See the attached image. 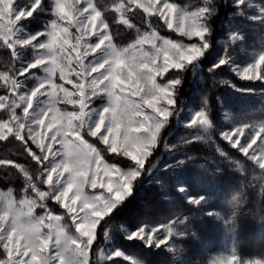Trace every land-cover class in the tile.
Returning <instances> with one entry per match:
<instances>
[{
	"label": "snow or ice",
	"instance_id": "obj_1",
	"mask_svg": "<svg viewBox=\"0 0 264 264\" xmlns=\"http://www.w3.org/2000/svg\"><path fill=\"white\" fill-rule=\"evenodd\" d=\"M41 3L42 0H36L31 11H35ZM80 3L81 0H54L56 19L50 23L47 30L20 39L17 35L18 22L30 16L31 11L22 10L14 14V0H0V40L12 49L13 58H18V47L34 46L44 50V55L39 59L27 67L18 69L19 74L23 75L30 69L43 68L48 76L46 83L33 89L30 95H19L18 99L24 105L23 118L16 114V109L21 106L20 102L13 100L11 103H5L9 98L0 96V108L6 109L9 113L7 120L0 121V140L12 136L25 144V150L32 159L43 166L41 176L46 177L44 182L50 189L54 186L59 188V191L53 194V200L68 210L76 225L75 231L79 234V237L68 234L60 224L63 218L53 215L43 203L49 194L40 191L23 166H19L24 172L28 187L39 201L25 197L19 201L20 206L17 207L11 192L7 196L0 193V248L5 255V258L0 259V264H57V262L58 264H90L89 251L96 238L97 225L131 194L133 181L139 175L138 171L125 174L115 166L104 164L100 152L84 140L82 132L92 98L101 92L106 94L107 106L100 111L94 126L89 129V134L98 138L110 152L122 154L143 168L156 145L160 129L172 115V110L175 108L176 86L181 84L179 78H173L167 84L160 85L156 83V76L170 69L182 72L187 65L199 59L209 47L205 40L209 30L202 23L210 11L207 7L184 12L168 0H163V3L161 0H121V3L114 5V10L120 13V23L128 27L133 26L124 18V13L135 5L149 15H159L165 20L169 29L173 28V20H175V30L190 41L194 38L199 40L200 46L197 44L185 46L152 33L127 47L118 48L113 44L107 31V22L101 18V10L92 0H86L83 8L76 7ZM5 21L7 23H4ZM60 21H64V25H61ZM67 25L75 27L80 35L73 37ZM85 35H95L97 42L89 43L84 39ZM41 36L46 37L43 43H33ZM73 39L75 43L70 44ZM156 41L162 43L158 44ZM145 42L150 44L153 52L137 48V45H143ZM81 47L84 49L83 52L79 51ZM68 48L76 52L75 57L68 52ZM101 50L106 52V58L102 62L94 65L84 63L89 55ZM73 61L76 62V68L72 67ZM225 63L227 61L222 59L216 67ZM57 71L59 78L66 82H71L69 80L71 75L77 77L74 92L70 93L63 85L54 82ZM92 73L98 75L88 81L87 77ZM241 77L247 80L264 79V54L259 55L254 64L245 67ZM0 79L5 82L11 80L14 92L20 88V80L10 77L8 73H0ZM61 92L64 94L62 97L59 95ZM133 95L139 96V102L131 98ZM38 96L48 97L47 107L34 121L28 122L33 99ZM57 103L79 104V112L61 113L56 108ZM204 103L207 104V101L205 100ZM146 109L151 111L148 112ZM49 113H52L51 117ZM193 125L212 126L205 110L194 115L188 126ZM39 128L52 132V135L47 137L46 134H41ZM246 129L249 131L250 126L239 125L231 131L222 132L221 139L239 149L244 156L264 170V126L256 128L251 140L245 145L241 141ZM70 136L73 139L69 140ZM57 137L60 139L57 140ZM46 138L49 140L47 144L44 143ZM27 140L36 144L43 155L37 154L28 147ZM258 140L261 141V145L254 149L253 146ZM54 143L60 145L55 151H53ZM217 151L227 158V154L222 149L218 147ZM235 164L240 166L239 162ZM113 172L116 173L114 177ZM101 173L108 177L106 182L99 179ZM86 186L92 189L99 187L105 190L107 195H86L84 192ZM78 202L81 204L79 211L75 207ZM36 208L45 209V215L35 216L33 213ZM80 212L84 215L77 221ZM73 213L75 215H72ZM174 224L175 221H171L159 225L150 232L141 228L133 232L128 239H146L149 247L153 243L156 247L167 245L171 231L161 238H158L157 234L163 233L166 225ZM43 228H48L46 234L42 231ZM53 242L57 249L55 256L49 255ZM29 255L31 259L25 260L24 257ZM120 255L119 251L115 253V256ZM217 264H241V261L237 256H229L219 260ZM246 264H264V261L258 260Z\"/></svg>",
	"mask_w": 264,
	"mask_h": 264
},
{
	"label": "trees",
	"instance_id": "obj_2",
	"mask_svg": "<svg viewBox=\"0 0 264 264\" xmlns=\"http://www.w3.org/2000/svg\"><path fill=\"white\" fill-rule=\"evenodd\" d=\"M27 1L17 0L16 3L21 5ZM92 1L101 10L112 40L118 47L126 46L135 38V29H154L162 36L178 39L157 16L147 18L137 9L126 14L135 29L127 28L119 22L112 9L121 0ZM168 1L186 10L210 9L205 16L209 30L205 39L209 47L204 55L182 72H167L161 80H181V84L176 86L174 109L204 108L211 120L212 138L208 142L193 139L196 129L182 126L175 119L162 128L156 147L133 181L131 194L100 222L90 251V264H132L116 259L102 262L97 253L107 245L129 254L138 264H202L224 239L232 244L240 261L264 256V170L226 143L220 135L225 127V113H229L235 123L264 126V82L239 78L232 69V63L235 60L233 51H240V42H228L226 48L222 44L229 33H242L243 46L252 47L264 34V19L251 22L239 16L241 7L233 0ZM255 2L264 10V0ZM48 17V13H38L35 18L25 19L22 25L27 31L36 32ZM11 52L0 40V73H8L14 78L18 65ZM220 56L227 63L216 67ZM197 69L201 72L199 77ZM7 93L8 87L0 79V96ZM87 139L107 162L121 168L135 165L125 156L108 153L98 140ZM27 146L40 154L31 141L27 140ZM218 147L227 154V158L219 154ZM2 161L8 163H0V191H11L17 200L34 195L19 166H23L40 191L46 190L44 176H41L43 166L32 159L22 141L12 136L0 140ZM237 162L239 167L235 164ZM187 197L196 198L197 202H190ZM45 206L52 213L59 215L63 212L55 203L48 202ZM43 211L45 209L42 208L37 213ZM182 218L186 219L185 235L174 239V250L165 245L149 247L141 240H130L119 232L145 223ZM63 223L67 225L68 232H75L69 227L70 223L64 219ZM111 235L113 239L109 242Z\"/></svg>",
	"mask_w": 264,
	"mask_h": 264
},
{
	"label": "rangeland",
	"instance_id": "obj_3",
	"mask_svg": "<svg viewBox=\"0 0 264 264\" xmlns=\"http://www.w3.org/2000/svg\"><path fill=\"white\" fill-rule=\"evenodd\" d=\"M16 1L17 0H14V2H15V4H14V14L18 13V12H20L22 10L31 11L33 4L36 2V0H29V1L19 5V4L16 3ZM233 1H234V4H236V5L241 7V9H239V11H238V15L239 16L241 15V16L245 17L248 21H251V22H254V21L261 22L264 19V10L257 5L255 0H233ZM85 2H86V0H81V3L79 5H76V7L83 8L85 6ZM161 3H163V0H161ZM159 6L160 5H157V7H159ZM178 7L181 9V11H184V12L196 11V10H198L200 8L199 7V8L194 9V10H186V9L180 7V6H178ZM244 8L245 9L247 8V10H243ZM112 9L117 14L118 20L120 22V13L114 10V6L112 7ZM135 9L141 11L147 18L153 17L152 15H149L148 13H145L142 8H136L135 5H132L131 6V10H135ZM127 12L128 11H125L124 18H126L128 20V18L126 16ZM38 13H48V16H49L48 18L44 19L45 22L43 23V25L40 28V30H38L36 32L27 31L22 25V22L25 19H22L20 22H18L19 23L18 28H17L18 38L25 39V38H28L30 36L36 35L37 33H41V32H44V31L47 30V28L50 25V23L53 22L54 19H56V17H54V0H42V3L39 5V7H37L35 9V11H31V15L28 16L26 19L35 18L36 14H38ZM85 15H87V13H85ZM155 16H157L164 23L165 27L167 29H169L168 26H167V23L165 22V20L163 18H161L159 15H155ZM82 18L83 17H81V19ZM101 18L104 19L103 16ZM4 23H7V22L5 21ZM64 23H65L64 21H60L61 25H64ZM129 23H131L133 25L132 22L129 21ZM202 23L205 25V27H207L206 23H205V18L202 21ZM124 25L127 28H129V29H135L134 25L132 27H128L126 24H124ZM67 26L69 27L70 33L73 35V37H75L76 35H80V33L77 32L75 27H72L71 25H67ZM169 30L172 31L174 34H176L178 36V39H171L169 37L162 36L161 34H159L154 29H149V30H145V31H138L137 29H135V31H136L135 32V38H133V40L130 43H128L126 46H123V47H118L117 46V47L118 48L127 47L129 44L135 43L138 39L144 37L145 35H151L152 33H155L156 36L161 37L162 39L172 40V41H175V42L180 43V44L185 45V46L188 45V44H197L198 46H200L199 40H196L194 38L193 40L190 41V40L187 39V37L180 35L175 30V20H173V28L169 29ZM107 31L109 32V29H107ZM109 34H110V32H109ZM110 37H111V34H110ZM84 39L87 40L89 43H92V44H95L97 42V37L95 35H85ZM111 39H112V37H111ZM45 40H46V37L45 36H41V37H39L38 41H34L33 43L40 44V43H43ZM235 41H239L240 42V47L238 48L240 51L237 52V53H236V50L233 51V53L235 52L233 54L235 56V58H234L235 60H234V63H232V69L234 70L235 74L239 78L243 79L241 77V73L243 72V69L245 67H248L249 65L254 64L256 59L258 58V56L261 55V54H264V34L260 35L259 36V41H257L255 44H253L252 47H250V48H245V46H243L244 43H245V40L243 38V34L242 33H229L227 38L223 41L222 44L224 45V48H226V45H227L228 42H231V43L234 42L235 43ZM112 42H113V40H112ZM156 42L158 44L162 43V41H156ZM74 43H75L74 39L70 41V44H74ZM81 43L83 44V41ZM105 43L107 44V41ZM113 44H114V42H113ZM137 48L138 49L142 48L146 52H153L154 51L151 48V46H150V44L148 42H145L143 45H137ZM226 50H224V52ZM79 51L83 52L84 51L83 47H81L79 49ZM205 51L203 52V55H204ZM68 52H71L72 56L75 57L76 52L72 51L71 48H68ZM237 54H239V56ZM43 55H44V50H40V49H38V48H36L34 46L18 47V51H17V57L18 58L15 59L17 61V65H18L17 66V75L14 78L20 80V88L16 89L15 92H14L13 89H12L11 80L5 82L4 80L1 79V81L8 87V93H7L6 96L9 99L5 103H11L13 100H16L17 102H20L19 99H18L19 95H30V93H31V91L33 89L38 88L42 83H46V81L48 79V76H47V73L45 72V70L43 68L30 69L28 72H26L23 75H20L19 72H18V69L27 67L29 64L33 63L36 59H39ZM105 58H106V52L104 50H101L100 52H97L94 55H89L85 59L84 63L86 65L87 64L94 65V64H96L98 62H102L103 59H105ZM199 59H197V60H199ZM217 60L221 61V56L219 58H217ZM196 61H194L193 63H195ZM160 64L162 65V56L160 58ZM76 66H77L76 62L73 61L72 67L76 68ZM173 70H175V69H170L169 71H173ZM101 71H103V70H101ZM166 73H163L161 75H157L156 76V83H158L160 85L167 84L169 80L168 81H162L161 80ZM200 74H201V72L197 69L196 70V75L199 77ZM97 75H98V73H92L90 76L87 77V80L90 81L93 77H95ZM69 80L71 82H66L65 80H61L59 78V71H57L56 76L54 78V82L56 84L63 85L64 88H66L71 93V92H74L76 90L74 85H75V83L77 81V77L75 75H71V76H69ZM245 80H247V79H245ZM259 80L264 82V79H259ZM85 84H87V81H85ZM59 95L62 97L64 94L61 92ZM141 95H143V93H141ZM131 98L133 100L137 101V102H139V99H140L139 96H136V95H133ZM20 103H21V106L16 109V114L18 116H20L21 118H23L24 105H23V102H20ZM47 104H48V97H46V96H38L37 98H34L33 99V106L29 110L28 122L34 121L39 116V114L47 107ZM106 106H107V96H106V94H104L102 92L98 93L96 97L92 98V100L90 102V105H89L88 114L86 116L85 127L83 129L82 135H83L84 140L86 142H88L89 144H91L95 148H96V146L87 139V137L88 138H92V139L94 138V137H92L89 134V129L94 126L95 122L98 119V115H99L100 111ZM56 108H58L61 113L79 112V104L73 105L71 103H57L56 104ZM202 110H204V108H202V107H197V108L196 107H190V108H182V109H176V110L173 109L172 110V115L165 122V125L171 119H175L176 123H178V124H180L182 126H185V127H189L188 125L190 124V122L193 119L194 115L197 112L202 111ZM146 111L150 112L151 110L150 109H146ZM0 112H1L0 113V121L7 120L8 116H9V113L7 112V110L0 108ZM51 115H52V113H49V117H51ZM47 122L48 121L46 119L45 123L47 124ZM239 125H249L250 126L249 131L246 129L245 136H244V138H242V141H241V143L245 144V145L251 140L253 131L256 128L261 127V125H256L254 123H235L232 120L231 115L229 113H225V127L223 128L222 132L231 131L233 128H235V127H237ZM189 128L196 129V135H195V137L193 139L202 140V141L208 142L212 138L211 137V132H210V127H201L200 125H193V126H191ZM38 130L40 131L41 134H46L47 137H50L52 135V132H48L46 129L39 128ZM54 130L55 129H53V131ZM161 130H162V128L160 129L159 134H160ZM159 134H158V136H159ZM25 135H26V132H25ZM59 139L60 138L57 137V140H59ZM68 139L71 140V139H73V137L70 136V137H68ZM94 139L98 140L101 143V141L98 138H94ZM29 141H31V140H29ZM44 143L45 144L49 143V140L46 138L44 140ZM32 144L36 147V144H34V143H32ZM101 144L104 147H106L108 153H112V152L109 151L108 147L105 144H103V143H101ZM156 145H157V142H156ZM156 145H155V147H156ZM260 145H261V141L258 140L257 144L254 145L253 148L255 149V148L259 147ZM59 148H60V145L58 143H54L53 144V151H55V150H57ZM37 149L40 151L39 148H37ZM251 151L252 150L250 149V152ZM40 154L43 155L42 153H40ZM114 154H118V153H114ZM120 155H122V154H120ZM122 156H124V155H122ZM101 157H102V161H103L104 164L115 166V168L120 169L121 172H123L125 174L130 172V171H138L140 173V171L142 169L138 165H136V163L134 161H132V160L131 161L135 164L132 168H121V167H119L117 165H114V164H111V163L107 162L103 158L102 155H101ZM49 159H51V154H49ZM45 163L47 164V161H45ZM112 174H113V177L116 175L115 172H113ZM53 176H54V179H55V175L54 174H53ZM65 176H67V174H65ZM45 179H46V177H44V180ZM99 179H101V180L106 182L108 177L103 176V173H101V177ZM44 184L46 186V190L44 192H47L49 195H48V198L45 201H43V203H45V205H47L48 202L49 203L50 202L55 203L58 207H60L62 209L63 212L58 215V214L52 213L49 210L48 211L51 212L53 215L61 216L67 223H70L71 226H69V227H71V229H73L75 231L76 225L73 223L71 215L69 214L68 210L66 208L62 207L61 204L56 203L53 200V194L57 193L59 191V188L54 186V187H52L50 189L48 184H46L45 182H44ZM9 192H11V191H5V192L0 191V193H3L5 196H7ZM84 192H85L86 195H89V196H91V195H107L106 191L103 190V189H100L99 187H97V189H92L90 186H86L84 188ZM11 194H12V198L17 202V207H19L20 206L19 205V201L22 200V199H25V197L17 200V199L14 198L12 192H11ZM27 198L35 199V200L39 201V198L36 197L35 193H34L33 196H27ZM187 198H188L189 201H191L193 203L197 202L196 198H193V197H187ZM75 207L77 208V211H79V208L81 207V204L78 202V204ZM40 209H42V208H40ZM40 209L36 208L34 210L33 214L35 216L45 215V211H43L40 214L37 213ZM211 214H213V212H211ZM72 215H75V213H73ZM83 215H84V213L80 212L79 216H77V221H79L80 217H82ZM218 218H220V217H217V219ZM63 219L60 221V224L67 231L68 227H67V225H65L63 223ZM171 221H175V224L173 226L172 225H166L164 232L163 233H158L157 236H158V238H161L165 234H167L168 231H171V238L169 239V243L167 245H165V246L167 248H169V249L174 250L175 249L174 239L175 238L184 237V235H185V233L183 232V229H184V227L186 225V219L185 218H182V219H171V220H166V221H162V222H159V223H145V224L137 226V227H135L133 229L125 228L124 230L119 231V232L123 233V235L126 238H128L133 232H136L137 230H139L141 228L145 229L146 232H150L154 228L158 227L159 225L171 223ZM46 222H50V221H46ZM99 224L97 225V228H98ZM5 227H7V224L5 225ZM97 228L95 230L96 234H97ZM42 231L46 234L48 232V228H43ZM68 234L73 236V237H79V234L76 233V231L74 233L68 232ZM108 238H109V242H111L112 239H113V236L111 235ZM95 240H96V238H95ZM138 240H140V239H138ZM141 241L143 243H145L146 245H148L146 239L145 240H141ZM106 242H107V240H106ZM153 244L155 245V243H153ZM231 245L232 244L228 243L227 239H224L222 244L220 246H217L215 248L214 252L211 255H209L207 260L204 263H202V264H217V262L219 260H221V259L227 258L229 256H236L234 248ZM0 251L2 253L1 256H0V259L5 258V255H4V252H3L2 248H0ZM56 251H57V249L55 248L54 242H53V248L52 249L50 248L49 255L55 256ZM90 251H91V249H90ZM90 251H89V261H90V258H91V252ZM117 251H119L121 253L120 256H115V253ZM97 256H98L99 259L102 260V262L103 261H111L113 259H116V260H124V261L126 260V261L131 262L132 264H138V262L133 257H131L129 254H126V253L122 252L119 248H116L113 245H111V246L107 245L106 247L103 246L102 249L97 253ZM24 259L25 260L31 259V256L29 255L28 257H24ZM258 260L259 261H264V256L263 257H258V258L246 259L244 261H241V264H246V262H254V261H258ZM57 264H58V262H57Z\"/></svg>",
	"mask_w": 264,
	"mask_h": 264
}]
</instances>
